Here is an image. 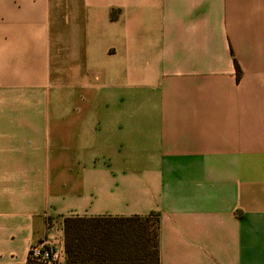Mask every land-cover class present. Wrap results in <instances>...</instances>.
Listing matches in <instances>:
<instances>
[{
  "label": "crops",
  "instance_id": "1",
  "mask_svg": "<svg viewBox=\"0 0 264 264\" xmlns=\"http://www.w3.org/2000/svg\"><path fill=\"white\" fill-rule=\"evenodd\" d=\"M152 213L161 264H264V0H0V264Z\"/></svg>",
  "mask_w": 264,
  "mask_h": 264
},
{
  "label": "trees",
  "instance_id": "2",
  "mask_svg": "<svg viewBox=\"0 0 264 264\" xmlns=\"http://www.w3.org/2000/svg\"><path fill=\"white\" fill-rule=\"evenodd\" d=\"M238 73L240 67L236 62ZM156 215L157 226L148 225ZM159 214L130 218H67L66 264H161Z\"/></svg>",
  "mask_w": 264,
  "mask_h": 264
},
{
  "label": "built area",
  "instance_id": "3",
  "mask_svg": "<svg viewBox=\"0 0 264 264\" xmlns=\"http://www.w3.org/2000/svg\"><path fill=\"white\" fill-rule=\"evenodd\" d=\"M64 245L49 247L44 243L33 244L29 252V264H66Z\"/></svg>",
  "mask_w": 264,
  "mask_h": 264
},
{
  "label": "rangeland",
  "instance_id": "4",
  "mask_svg": "<svg viewBox=\"0 0 264 264\" xmlns=\"http://www.w3.org/2000/svg\"><path fill=\"white\" fill-rule=\"evenodd\" d=\"M148 225L151 226L152 229H154L157 226V217L156 215H153L148 220Z\"/></svg>",
  "mask_w": 264,
  "mask_h": 264
}]
</instances>
